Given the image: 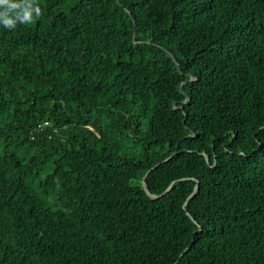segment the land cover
Returning a JSON list of instances; mask_svg holds the SVG:
<instances>
[{
    "label": "trees",
    "instance_id": "obj_1",
    "mask_svg": "<svg viewBox=\"0 0 264 264\" xmlns=\"http://www.w3.org/2000/svg\"><path fill=\"white\" fill-rule=\"evenodd\" d=\"M37 2L0 26V264H264V0Z\"/></svg>",
    "mask_w": 264,
    "mask_h": 264
},
{
    "label": "clouds",
    "instance_id": "obj_2",
    "mask_svg": "<svg viewBox=\"0 0 264 264\" xmlns=\"http://www.w3.org/2000/svg\"><path fill=\"white\" fill-rule=\"evenodd\" d=\"M41 16L42 8L37 0H0V26L6 30L31 25Z\"/></svg>",
    "mask_w": 264,
    "mask_h": 264
},
{
    "label": "water",
    "instance_id": "obj_3",
    "mask_svg": "<svg viewBox=\"0 0 264 264\" xmlns=\"http://www.w3.org/2000/svg\"><path fill=\"white\" fill-rule=\"evenodd\" d=\"M144 178H145V175H144L143 178H142L141 184H142V186H143L145 192H146L148 195H150L152 198H154L155 195L150 194V193L148 192V190H147V185H146V183H145V181H144ZM196 186H197V184H196Z\"/></svg>",
    "mask_w": 264,
    "mask_h": 264
}]
</instances>
